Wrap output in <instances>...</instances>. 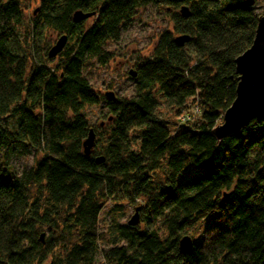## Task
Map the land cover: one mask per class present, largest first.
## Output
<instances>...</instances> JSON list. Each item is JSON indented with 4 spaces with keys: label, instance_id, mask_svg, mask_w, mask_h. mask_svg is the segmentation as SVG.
I'll return each mask as SVG.
<instances>
[{
    "label": "trees",
    "instance_id": "1",
    "mask_svg": "<svg viewBox=\"0 0 264 264\" xmlns=\"http://www.w3.org/2000/svg\"><path fill=\"white\" fill-rule=\"evenodd\" d=\"M146 8L170 28L134 65V95L109 101L86 72L112 60L107 45ZM75 11L90 16L74 22ZM32 14L20 53L21 1L0 0V264H264V120L212 134L235 97L234 60L252 43L255 4L38 0ZM46 30L66 44L37 58ZM180 35L189 36L181 47ZM101 102L106 112L91 127L85 110ZM194 106L198 118L178 126ZM89 129L94 146L85 156ZM29 152L40 158L17 174L10 157ZM124 206L137 209L135 225L121 223ZM183 236L192 242L185 255Z\"/></svg>",
    "mask_w": 264,
    "mask_h": 264
},
{
    "label": "rangeland",
    "instance_id": "2",
    "mask_svg": "<svg viewBox=\"0 0 264 264\" xmlns=\"http://www.w3.org/2000/svg\"><path fill=\"white\" fill-rule=\"evenodd\" d=\"M23 10V28L15 32V38L19 40L14 43L20 46V53L26 51L23 44L24 31L31 22L33 17L32 12L38 5V0H20ZM255 12L259 16H264V0H254ZM92 19L87 20L86 26L91 23ZM25 27V30H24ZM170 25L159 11L152 8L141 9L137 16L134 18L132 24L128 29L123 30L120 38L116 42H111L107 45V50L113 53V58L104 66L92 64L87 74V80L91 85L95 93L104 95L105 92H111L115 98L118 97H132L134 95V82L129 77L130 71H134V65L139 64L145 60L150 59V54L157 39V35L165 30L169 29ZM58 35L50 30L42 32L39 36L38 45L36 48V57L41 58L44 53L54 44ZM56 62H53V64ZM160 111L165 112L167 110L165 103L161 101ZM106 112V109L102 102L95 107H88L85 110L86 117L89 121V125L94 127L98 125L102 120L100 117ZM193 108L182 110L176 117L178 121L180 115H187L193 113ZM198 113V112H197ZM199 116L194 114L191 116V121L196 120ZM189 121V122H191ZM3 150L0 149V156ZM40 158L37 153L29 152L27 154L10 157L9 164L11 168L17 173L23 169L29 168L33 162ZM111 204L107 203L99 215V230L104 232L105 224L108 223L109 211ZM124 216L120 220L121 223H126L127 220L133 215V210L124 206ZM44 237L47 235V230L42 229L40 231ZM97 264H101L99 258H97Z\"/></svg>",
    "mask_w": 264,
    "mask_h": 264
},
{
    "label": "water",
    "instance_id": "3",
    "mask_svg": "<svg viewBox=\"0 0 264 264\" xmlns=\"http://www.w3.org/2000/svg\"><path fill=\"white\" fill-rule=\"evenodd\" d=\"M248 5L253 4V0H245ZM180 14L183 17L188 15L186 7H181ZM90 14L75 11L72 15L73 21L78 22L88 18ZM67 37L59 36L54 44L48 49L47 56L55 57L60 53L66 44ZM189 36L180 35L174 38L177 46L181 47L188 42ZM237 83L235 87V97L229 107L223 112L221 123L212 131V134L221 139L228 135L237 133L241 128L246 127L252 120H264V16L257 18L254 37L251 45L238 55L234 60ZM134 77L135 74L130 71ZM107 100L113 101L115 97L111 92H105ZM94 146V132L89 129L86 138L82 142L83 154L88 156ZM102 161L97 158L96 162ZM138 222L137 209L128 220L129 225ZM43 235H40L42 241ZM192 248L191 239L183 236L178 242L180 254H188Z\"/></svg>",
    "mask_w": 264,
    "mask_h": 264
},
{
    "label": "built area",
    "instance_id": "4",
    "mask_svg": "<svg viewBox=\"0 0 264 264\" xmlns=\"http://www.w3.org/2000/svg\"><path fill=\"white\" fill-rule=\"evenodd\" d=\"M194 112L191 114H187V115H180L182 116L181 118L179 117L178 121H177V125L179 126H185L189 121H191V116H194V114H198L199 113V110L196 106L192 107ZM198 112V113H197Z\"/></svg>",
    "mask_w": 264,
    "mask_h": 264
}]
</instances>
